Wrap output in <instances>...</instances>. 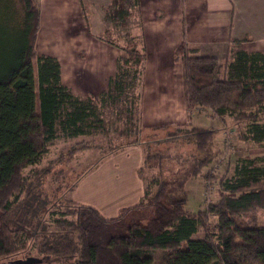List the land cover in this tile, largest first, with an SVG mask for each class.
Returning a JSON list of instances; mask_svg holds the SVG:
<instances>
[{
  "label": "trees",
  "instance_id": "obj_1",
  "mask_svg": "<svg viewBox=\"0 0 264 264\" xmlns=\"http://www.w3.org/2000/svg\"><path fill=\"white\" fill-rule=\"evenodd\" d=\"M140 6V0H111L103 21L126 27ZM39 30L36 0H0V264H264V226L250 225L242 216L264 210V156L245 158L231 177L218 178L211 169L222 153L218 130L191 122L194 110H211L224 123L227 116L234 125L245 124L239 133L245 144L264 147V54L247 52L240 47L244 40L234 39L220 60L201 56L183 38L174 59L183 65L188 128L145 144L146 194L120 217L107 219L70 198L49 211L41 186L51 170L40 164L53 142L92 130L107 133L108 126L121 135L135 134L131 143H138L136 103L121 98L119 78L110 79L108 91L97 97L74 95L62 83L60 61L36 52ZM139 40L132 37L122 48L129 57L121 60L124 65L137 66L146 58ZM120 105L132 116L123 128L100 116L106 106L120 116ZM81 143L63 149L55 164L91 149L103 158L127 145L105 149ZM163 144L167 149L161 152ZM184 145L193 146L190 154L170 152ZM198 177L218 183L220 200L205 213H190L187 186ZM148 208L155 210L153 219L129 224L132 212ZM208 215L217 218L213 230H208ZM198 227L207 230L202 239L193 238Z\"/></svg>",
  "mask_w": 264,
  "mask_h": 264
},
{
  "label": "crops",
  "instance_id": "obj_2",
  "mask_svg": "<svg viewBox=\"0 0 264 264\" xmlns=\"http://www.w3.org/2000/svg\"><path fill=\"white\" fill-rule=\"evenodd\" d=\"M140 1L138 14L131 18L139 23L135 31H132V37L142 39L146 58L133 66L131 63H122V59H129L122 48L113 47L95 37L104 34L106 30L108 24L103 21L104 9L111 0H36L40 7L36 52L60 61L62 83L74 95L86 99L107 92L110 79L119 78L123 84L121 98L132 99L136 103L134 121L139 120L141 126L138 143H131L135 141V134H118L120 139L133 141L107 155L116 159L124 156L127 159L121 168L113 167L108 177L115 179L117 191L126 195L132 208L142 200L147 190L148 172L145 171L147 184L139 178L142 173L141 163L145 159V144L165 139L168 133L188 128L183 65L174 59V50L183 38L201 56L220 60L226 59L234 39L244 40L240 45L243 50L264 54V0ZM85 18L89 19L88 33L99 45L82 54L85 44H77L75 48L70 35L87 32ZM34 66L36 69L35 62ZM119 107L122 114L118 117L117 110L113 111L112 107L100 108L101 118L105 121L104 114L108 109L110 119H114L110 123L121 121L122 118L125 126L132 116L126 112V105ZM191 117L196 127L217 129V119L211 110H194ZM82 154L95 157L98 151L89 150ZM132 158L139 163V168L134 171L129 164ZM107 179L102 177V182L105 183ZM106 186L108 190L111 188L110 185ZM126 209L130 208H122L120 211Z\"/></svg>",
  "mask_w": 264,
  "mask_h": 264
},
{
  "label": "rangeland",
  "instance_id": "obj_3",
  "mask_svg": "<svg viewBox=\"0 0 264 264\" xmlns=\"http://www.w3.org/2000/svg\"><path fill=\"white\" fill-rule=\"evenodd\" d=\"M85 20L87 32L81 34L73 33L70 35L71 41L75 46L77 44L80 46L82 44H85V49L83 50L82 54L85 53V50L90 51L91 47H94L95 45L97 46V44L99 45V42L95 38H93L91 34H89V19L85 18ZM130 21L131 22L126 27L115 26L112 23H109L105 29H109L110 35L106 36L105 30L104 34L102 33L100 36L98 35L95 37L102 40V42L104 41L103 38L106 37V39L113 40L117 47L123 48L127 44V42L132 40V35H134V32L132 34V31L139 25L136 19H132ZM106 43L109 44L108 42ZM75 48H77V46ZM109 111L110 110L107 109L104 114L107 124H110V122L114 120L110 119L111 114H109ZM216 119L217 123L215 125L219 134L218 144L222 150V153L216 159L215 163L211 166L212 173L215 174L214 176H218V178L231 177L234 172L235 166L243 159L248 157L259 158L264 156L263 146L253 143L245 144L240 139L239 133H243L245 131V124H237L235 122L234 125V123L229 120L227 116L224 117L226 121L225 123H222V121L217 117ZM117 125L121 128L124 127L122 118L121 121L119 120L117 122ZM107 129L109 131L107 132L108 134H101L102 131L100 129L92 130L90 132L91 134L85 137L75 139H60L50 144L49 151L43 157V160L40 164V166L49 165V170H51V173L48 174L47 178L43 179V184L41 186V190L45 194L43 204L45 207H49V211H52L54 207L67 202L68 198L81 205L90 206L97 209L107 219H116L120 217V214L122 212L120 211V209L122 208H132L133 205H130L131 203L126 200V195L117 191L118 187H116L115 179L112 180L108 177V173L113 167L121 168L122 165L127 162V159L124 156H120L119 158H117V160L114 156H103L102 158L99 152L95 157H86V154H82L80 152L77 153L69 163L64 162L55 164V161H57L56 159L59 157L60 152L63 149H66L69 147V145L79 141L82 142L80 144L81 147H94L95 145H99L105 149H110L112 148L111 146L115 147L117 146L116 144L122 145L133 141L131 139H120V135H118L119 133L111 130L109 126L107 127ZM231 129H233L234 132L229 133ZM142 142L145 141L142 140ZM164 148L165 150L167 149V147L163 146L161 149H159V151L164 152L162 151V149ZM172 148V151L170 150L171 153L177 152L182 154L184 152L185 155H187L191 153L193 146L190 145L187 147V145H184L179 149H176L174 147ZM180 149L182 152H180ZM155 150L156 147L154 148L153 152ZM148 155L149 153L145 152V158ZM65 158L66 157H64V160ZM129 164L130 166H133V171L139 168L138 161L133 158L129 161ZM141 165L142 173L140 174L139 178L143 179L147 184V174L145 173L146 170L144 169V162L141 163ZM102 177L108 178L105 183L102 182ZM106 185H110L111 188L108 190V187ZM219 189L220 187L218 183L211 184L210 181H205L204 177H198L191 180L187 186L189 198L186 209L190 213H198L199 211L204 213L207 212V208L209 205L215 204L220 200ZM145 194L146 191H144L143 197ZM140 201L141 200H139L136 204H138ZM132 202L135 203L136 201H134L133 199ZM52 205L53 207H51ZM155 215L156 214L154 208H148L146 211L132 212L128 216L127 220L129 224H134L135 222H139L141 220H151L155 217ZM110 216L114 217L112 218ZM242 216H244L243 219L245 220V222L250 225H257L260 227L264 226V210L253 209L252 211L244 213ZM207 222L208 230H213V226H215L218 221L215 216L208 215ZM206 234L207 230L205 228L198 227V232L193 236V238L202 239ZM15 258L17 257H13V259Z\"/></svg>",
  "mask_w": 264,
  "mask_h": 264
},
{
  "label": "built area",
  "instance_id": "obj_4",
  "mask_svg": "<svg viewBox=\"0 0 264 264\" xmlns=\"http://www.w3.org/2000/svg\"><path fill=\"white\" fill-rule=\"evenodd\" d=\"M230 132H234V130H233V129H231V131H229V133H230Z\"/></svg>",
  "mask_w": 264,
  "mask_h": 264
},
{
  "label": "water",
  "instance_id": "obj_5",
  "mask_svg": "<svg viewBox=\"0 0 264 264\" xmlns=\"http://www.w3.org/2000/svg\"><path fill=\"white\" fill-rule=\"evenodd\" d=\"M19 264H25V262H21V263H19Z\"/></svg>",
  "mask_w": 264,
  "mask_h": 264
}]
</instances>
